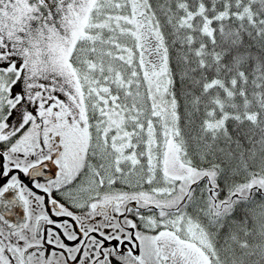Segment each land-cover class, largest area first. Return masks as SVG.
Segmentation results:
<instances>
[{
  "label": "snow or ice",
  "instance_id": "1",
  "mask_svg": "<svg viewBox=\"0 0 264 264\" xmlns=\"http://www.w3.org/2000/svg\"><path fill=\"white\" fill-rule=\"evenodd\" d=\"M0 264H264V0H0Z\"/></svg>",
  "mask_w": 264,
  "mask_h": 264
}]
</instances>
